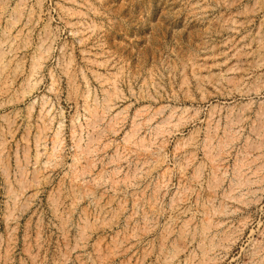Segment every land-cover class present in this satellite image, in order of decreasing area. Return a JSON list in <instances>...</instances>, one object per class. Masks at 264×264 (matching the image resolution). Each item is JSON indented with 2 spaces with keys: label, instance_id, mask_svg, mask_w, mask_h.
<instances>
[{
  "label": "rangeland",
  "instance_id": "1",
  "mask_svg": "<svg viewBox=\"0 0 264 264\" xmlns=\"http://www.w3.org/2000/svg\"><path fill=\"white\" fill-rule=\"evenodd\" d=\"M0 264H264V0H0Z\"/></svg>",
  "mask_w": 264,
  "mask_h": 264
}]
</instances>
